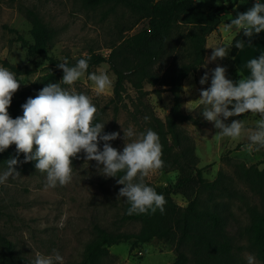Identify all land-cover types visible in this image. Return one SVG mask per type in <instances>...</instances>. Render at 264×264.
Wrapping results in <instances>:
<instances>
[{
    "label": "rangeland",
    "instance_id": "1",
    "mask_svg": "<svg viewBox=\"0 0 264 264\" xmlns=\"http://www.w3.org/2000/svg\"><path fill=\"white\" fill-rule=\"evenodd\" d=\"M195 2L206 10L221 5L234 6L223 9L217 30L207 36L204 63L183 79L182 109L186 114H191L194 120L183 122L182 127L194 141L197 167L201 168L203 177L211 181L220 171L226 173L240 193L245 194L251 203L257 204L261 209L264 203L244 182L241 168L252 164L263 168L264 149L250 154L244 149L248 143L246 138L239 141L218 138L213 124L204 120L200 114L203 106H198L196 101L199 99L200 91L210 87L211 74L217 66L225 67L226 78L235 84L240 78L250 75V70L246 67L248 61L264 54V32H261L250 41L246 38L235 56L230 55L229 49L224 59L218 58L215 61L208 59L212 53L209 47L231 43L236 34L235 31L225 33L224 23H230L238 13L250 9L256 0H195ZM27 7L35 8L48 24L52 33L49 55L61 62L66 56L76 59L90 51L107 55L110 51L107 46L116 35L117 19L123 15V18L127 16L126 12L123 15L119 12L101 20L98 10L84 9L78 0H0V66H3L1 61L5 60L14 65H26L33 70L30 75H16L20 81V88L12 99L18 98L28 90L31 83L50 67L44 55L33 56L27 47L16 40L17 35H21L31 41L30 24L23 13ZM141 26V23L136 25L127 34ZM100 71L107 72L114 86L116 76L109 64L103 62L88 67L85 76L72 87L77 93H84L92 98L93 104L101 113L99 123H105L104 133L120 134L116 140L109 141L110 145L122 151L124 146L122 129L132 126L135 132H142L146 126L143 118L151 113L164 121L172 104V96L166 90L157 95L151 92L152 88L148 84H145L148 94L144 98H139L138 93L128 82H125L122 100L114 97L113 88L107 95L96 96L87 75L93 72L99 74ZM205 72L208 73V80L201 85L199 81ZM62 77L63 73L61 79ZM186 87L189 89L187 92ZM8 113L11 117L9 110ZM233 119L244 121L246 128L252 129L260 117L247 113L239 117H230L225 123H231ZM127 142L130 141L126 139L125 143ZM169 142L171 143V140ZM98 147L102 150L103 141ZM79 155V159L72 160L73 179L66 186L47 188L46 174H41L35 169L18 171L20 177L16 179L10 177L4 184H0V231L15 243L17 251L25 260L24 264H32L37 253L53 255L54 250L63 257V264H79L84 245L97 225L123 232L139 231V222H124L120 219L124 199L117 197L122 187L116 183L118 178H105L98 174L96 162H87L83 158V153ZM5 170L0 169V174ZM178 175L177 170L160 171L145 178V183L161 189L171 187L173 201L185 206L195 196L196 181L194 178L187 184L178 185ZM224 201L227 206L225 208L228 219L227 232L236 246H243L238 250L241 264H248L249 256L255 258L254 264H264V260H258L247 247L245 227L248 225V219L242 202L236 199ZM130 243L119 241L107 247L112 264H172L176 258L175 233L167 239L153 238L133 250L130 249Z\"/></svg>",
    "mask_w": 264,
    "mask_h": 264
},
{
    "label": "trees",
    "instance_id": "2",
    "mask_svg": "<svg viewBox=\"0 0 264 264\" xmlns=\"http://www.w3.org/2000/svg\"><path fill=\"white\" fill-rule=\"evenodd\" d=\"M84 9L99 11V19L110 15L127 13L116 22V35L108 44L110 49L106 55L90 51L76 59L66 56L69 66H74L81 58L91 57L89 67L106 62L115 74L113 86L114 97L122 100L125 82H128L144 98L148 84L157 95L161 91H169L172 104L164 121L148 115L143 131L152 129L160 138L163 146L164 168L161 171L177 170L178 185H184L195 178V196L185 206L178 205L171 197V187L163 189L153 187L162 194L167 203L161 214L127 215L129 207L124 202L120 219L124 222H139L138 232L113 230L97 225L82 251L79 264H112L107 247L119 241H130V249L155 239H167L176 234V258L172 264H241L238 250L233 238L228 234V219L225 214L228 200H239L244 206L248 225L247 247L258 260H264V205L259 208L251 203L245 194L240 193L233 180L223 172H219L209 181L197 167V156L192 137L182 127L185 121H193L191 114L183 109V79L203 63L206 53L207 36L216 31L221 22L223 9L234 5H221L209 10L201 8L195 0H78ZM264 3V0H260ZM30 24L31 41L17 35L16 40L28 48L33 56L44 55L49 61L47 72L37 77L28 90L18 98L12 99L8 108L11 118L22 116V105L29 97L34 98L48 83H59L62 69L56 65L58 61L49 55L52 45V33L40 13L31 7L23 11ZM142 24L138 30L127 34L136 25ZM247 37L235 34L231 40L230 55L235 56L240 50L234 44L237 40L245 41ZM16 75H30L33 70L26 65H14L1 61ZM62 87L67 88L66 85ZM101 113L97 112L96 122H100ZM171 140V143L169 142ZM16 157L15 145H11L0 153V169L7 168V160ZM18 160H23L21 153ZM16 171L24 172L35 169L34 162L14 166ZM242 178L250 191L261 198L264 203V167L252 164L242 166ZM118 175H123L120 173ZM118 178V177H117ZM1 209V208H0ZM1 214V210H0ZM24 258L16 249L15 243L0 231V264H24Z\"/></svg>",
    "mask_w": 264,
    "mask_h": 264
},
{
    "label": "clouds",
    "instance_id": "3",
    "mask_svg": "<svg viewBox=\"0 0 264 264\" xmlns=\"http://www.w3.org/2000/svg\"><path fill=\"white\" fill-rule=\"evenodd\" d=\"M223 31H235L249 41L264 32V3L256 0L250 9L238 13L230 23H224ZM243 43L237 40L234 46L239 49ZM232 46L233 43H221L209 47L212 49L209 61L226 58ZM90 59V56L81 58L74 66H69L65 58L56 65L63 71L60 82L48 83L34 98L29 97L21 106L22 116L15 119L10 117L8 108L20 88V81L14 72L0 66V153L11 145H15L16 150V157L7 160L6 170L0 174V184L10 177H20L14 166L34 162L35 170L46 174L47 188L66 186L73 179L72 160L79 159V154L83 153L85 161L96 162L98 174L105 178L118 177L116 183L122 187L117 197L129 205L127 215L155 214L157 211L163 214L165 197L145 183V178L157 174L165 166L159 135L152 129L137 133L130 126L122 129V151L110 145L109 141L116 140L120 134L104 133L105 123L96 122L98 109L92 98L77 93L72 87L87 73ZM246 67L250 75L234 84L226 78V68L217 66L212 71L210 87L201 90L196 101L198 106H203L200 114L213 124L218 138L232 141L246 138L248 143L244 149L251 154L264 149V54L248 61ZM87 80L92 82L96 96L107 95L113 88V80L106 71L90 73ZM207 80L205 72L199 83L204 85ZM185 91L189 89L186 87ZM247 113L260 117L252 129L246 128L240 119L225 123L230 117ZM143 119L148 122L150 117ZM126 139L130 142L125 143ZM101 141L102 150L98 147ZM21 153L23 160H18ZM120 173L123 175H118ZM254 260L249 256L248 264H254ZM32 264H63V257L55 250L53 255L37 253Z\"/></svg>",
    "mask_w": 264,
    "mask_h": 264
}]
</instances>
